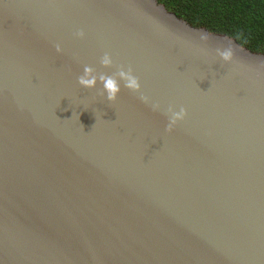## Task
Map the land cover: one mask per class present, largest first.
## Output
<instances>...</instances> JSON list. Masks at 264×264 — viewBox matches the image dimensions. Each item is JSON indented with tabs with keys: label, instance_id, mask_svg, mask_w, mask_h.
<instances>
[{
	"label": "water",
	"instance_id": "95a60500",
	"mask_svg": "<svg viewBox=\"0 0 264 264\" xmlns=\"http://www.w3.org/2000/svg\"><path fill=\"white\" fill-rule=\"evenodd\" d=\"M262 63L156 0H0V264H264Z\"/></svg>",
	"mask_w": 264,
	"mask_h": 264
},
{
	"label": "trees",
	"instance_id": "16d2710c",
	"mask_svg": "<svg viewBox=\"0 0 264 264\" xmlns=\"http://www.w3.org/2000/svg\"><path fill=\"white\" fill-rule=\"evenodd\" d=\"M192 27L232 38L264 54V0H156Z\"/></svg>",
	"mask_w": 264,
	"mask_h": 264
},
{
	"label": "clouds",
	"instance_id": "9594fccd",
	"mask_svg": "<svg viewBox=\"0 0 264 264\" xmlns=\"http://www.w3.org/2000/svg\"><path fill=\"white\" fill-rule=\"evenodd\" d=\"M77 38H84L85 32L83 29L78 30L74 33ZM202 40L207 41L209 36L205 33H202ZM55 50L57 53H62V47L59 43L55 45ZM222 59L224 61H230L234 57V51L231 47L228 50H225L220 53ZM100 63L103 66H111L114 61L110 53L105 52L103 56L100 58ZM261 67L264 68V63L261 64ZM94 69L91 66H85L84 74L77 77V82L79 85L92 88L96 84V76L92 75ZM118 75L123 78L126 83L124 87L129 89L134 93H140L139 99L141 102L145 104L150 103V97L145 95L141 91V82L140 78L135 74L134 69L131 65L127 66V71H125L124 65H119ZM99 79L103 82V87L107 92V100L110 102H114L117 99V94L121 91L120 84L118 83L115 76L108 75H100ZM160 108V104L158 102L152 104V111H157ZM168 114V122L165 126V132L172 133L177 126L178 122L183 121L187 116V109L184 106L179 107V111L175 110L174 105H169L167 108Z\"/></svg>",
	"mask_w": 264,
	"mask_h": 264
}]
</instances>
